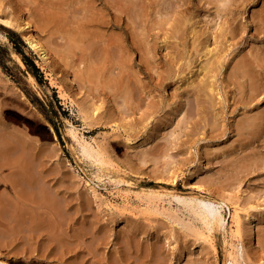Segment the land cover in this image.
I'll list each match as a JSON object with an SVG mask.
<instances>
[{
    "label": "bare ground",
    "instance_id": "bare-ground-1",
    "mask_svg": "<svg viewBox=\"0 0 264 264\" xmlns=\"http://www.w3.org/2000/svg\"><path fill=\"white\" fill-rule=\"evenodd\" d=\"M10 1L5 3L0 1V28L5 26L18 29L25 42L47 67H54V63L57 64L58 61H61V65L70 69V73L68 70L64 71L66 74L64 79L69 81V85L67 81L60 80L66 86L68 85V89H64L60 83H54L53 86L58 89L60 98L69 99L72 104L76 105L83 123L88 126L105 121V104L108 101L104 100L102 95L106 94L104 97L108 98L112 96L113 100L121 98L125 109L129 110V115L133 116L138 108L133 102L135 88L149 97L154 89L162 88L167 79L178 76L186 68L188 70L180 79L179 87L183 86L182 92H187L190 89L188 93L196 94L198 98L205 97V102L209 105L208 108L214 114V124L218 119L222 121L225 119L223 101L228 99V91L230 94H234L232 103L242 107L247 106L249 101L264 91V52L260 49L261 47L259 48L257 44L247 45L246 51L237 54L239 57L236 56V58L232 54L231 57L236 60L230 66L229 62L233 58H228V51L237 43H233L232 46L225 44L228 34L233 41L232 37L237 32L236 24L230 27V23L235 19L234 14L237 16L241 13L242 7L252 0H224L222 6L220 4L223 0H197V2L178 0L180 3L175 6L172 12L162 9L161 0H51L49 2L42 0L41 7H38L41 0H29L28 2L18 0L23 1L22 4L26 2L24 10L21 9L20 2L19 4L15 3L17 9H13L9 4ZM256 1H262V4L257 10L251 12V18L255 21V30L262 31L264 28V0ZM198 2L202 6L208 4L210 7H203L205 9L202 14L199 5H197ZM219 2L220 4H218ZM30 4H34L33 10L27 7ZM204 10H210L209 13L213 11L215 16L220 18L221 23L215 31L210 29L216 23L213 20L215 16L211 17L213 20H211L213 23L209 22L211 26L205 25L208 21H202L201 18L205 14ZM228 15L231 17H226ZM40 29L47 31L49 38L52 35L64 38L66 40L65 47L62 46L64 48L61 50L54 49L55 46L50 39H43V36H40ZM202 36L204 41L201 40ZM209 38H212V47H209ZM169 39L175 41L171 42ZM161 48L170 50L166 54H161ZM192 50H195V57L191 66L189 58L193 54ZM136 55H138V61L135 60ZM74 57L78 59H76L77 63ZM196 58L199 61L194 64ZM225 59L226 65L229 64L232 68V80L230 79V82L221 80L220 90L217 76L224 66ZM187 73L190 75L186 77ZM229 75L227 76L229 77ZM144 77L147 80H143ZM73 82H80L88 89L85 97H71L70 93L66 92V90L71 91L70 88L74 87ZM230 84H233L234 88L228 89ZM176 92H172L171 95L177 97ZM221 94H223V98ZM87 97L89 98L87 99ZM203 100L204 98H202ZM150 104L148 107L153 111L155 103ZM114 110L111 105L108 107L107 118L113 116ZM172 111L178 122H176V126L187 122L186 116L182 117V115L181 119H178V115L182 111L180 107ZM121 118L123 120V117ZM113 121L116 126H127L124 129L127 133L126 139L131 141L133 139L130 138L131 132L136 129L131 126L133 124L119 123L114 119ZM146 125H142L141 129L144 130ZM223 125H225L224 122ZM48 130L54 137L55 133L50 125ZM140 130H135L133 137H138V133L142 132ZM236 130L238 135L244 139L239 141L241 143L237 146H227L219 153L220 155L226 153L227 165L229 166L234 160L241 157L240 160L238 158L239 162H236L241 166L248 169L257 166L264 167V153H260V149L264 150V107L253 114L245 112L244 118L236 124ZM244 130L246 134L243 137ZM68 131L83 158L95 165L98 170L109 165L108 159L96 141L90 142L77 135L73 126ZM154 131L155 128H151L149 132L145 133L139 143L137 142V147L149 144L151 140H154ZM255 138L261 139L263 142L260 149L253 145ZM247 148L251 150L245 152ZM45 150L44 145H40L36 139H29L18 135V133L11 136L5 131L0 132V187L3 186L0 188V264H23V262L24 264H33L35 261L47 260L55 250L64 253L68 248L69 251V247H67L68 232L62 225L70 223L69 212L71 210L69 211V207L72 205L70 206V202H68L70 199H67L64 194L61 196L57 189L52 188V183L48 181L49 178L43 177L45 175L39 165V154ZM239 150L242 152L240 154L245 153L241 156L238 154ZM236 163L234 162V164ZM68 165L84 187L95 197H99L94 185L85 179L72 164ZM4 169L8 170L3 172ZM235 175L238 176L239 172L236 171ZM96 176L98 179L100 178V175ZM233 176L234 173H231L230 177ZM115 178H108L115 187L120 183L130 184L127 180ZM136 194V198L144 201L145 211L150 208L154 198L162 199L167 195L164 189H149L146 194ZM172 196L184 200L201 221L200 227L191 229L201 244V250L208 248L215 250L212 239L214 232L219 229L227 231L225 227L228 221L222 206L232 204V210L229 212L231 225L228 232L229 239H223L228 247L223 264H239L233 250L238 243L242 245L245 238L249 246L252 245L254 238L257 239V243L259 242V235L262 233L261 220L264 214L251 215L249 208H253L254 205L245 206L238 196L234 198L232 193L219 195L220 197L216 199L211 196H182L177 193H172ZM83 203L80 200L79 207H75L76 213L83 209L85 205ZM217 205L220 208L214 210L213 207ZM105 206L109 210L117 208L110 203H106ZM98 207L100 206L98 205ZM67 218H69L68 221ZM82 225L84 226V224ZM83 230L84 228H78L75 234L83 233ZM105 230V227L97 226L93 234L101 231L108 234ZM133 232L135 235L145 234L141 229ZM96 235L95 241H91L93 237L91 239L88 237L90 242L87 243L89 245L87 246L88 253L93 257L94 252H97L102 248L103 243H106L102 241V237ZM116 243L119 244L118 240ZM115 246L116 244L114 251L111 252H114V258L117 261L114 262L111 257L109 260L103 259L104 264H122V261L124 264H129L130 255H127L128 252L125 251L127 247L124 249L121 245ZM153 246L151 245L146 251V256L151 254ZM1 248H7L8 251L2 253ZM73 251V255L76 257L78 250ZM191 255L192 253L188 251L190 258ZM51 257L53 256L51 255ZM48 264L50 263L48 262ZM91 264L100 263L94 259Z\"/></svg>",
    "mask_w": 264,
    "mask_h": 264
},
{
    "label": "rangeland",
    "instance_id": "rangeland-1",
    "mask_svg": "<svg viewBox=\"0 0 264 264\" xmlns=\"http://www.w3.org/2000/svg\"><path fill=\"white\" fill-rule=\"evenodd\" d=\"M0 1L5 3L8 0ZM17 1H10L9 4L13 9H17L15 3L19 4V2L21 9H26L24 4L29 0H24L26 2L23 4L21 3L23 1ZM161 1L162 9H167V12H172L180 3L178 0ZM12 2L14 4H11ZM41 2L43 1H40L38 7H41ZM223 2L225 1L218 4L222 6ZM260 2L252 0L242 7L241 13L237 16L234 14L235 19L230 23V27L236 24L237 32L232 37L233 41L228 34L227 43H225L229 46L237 43L228 51V58H233L232 61L230 60L232 63L229 62L230 66L236 60L234 57H239L237 55L239 52L246 51L247 45L257 44L264 52V28L262 31L255 30V21L251 18V12L261 7L262 1ZM197 5L202 14L205 9L203 7H210L208 4L202 6L199 2ZM27 7L33 10L34 4L27 5ZM209 11H205L201 17L202 21H208L207 24L205 23L207 26L213 23L211 17L215 16L212 10L210 13ZM213 20L216 23L210 25L211 31H215L221 23L217 16ZM40 30V36H43V39H50L55 46L54 49L61 50L65 47L64 38L56 35L49 38L47 31ZM169 40L175 41L174 39ZM201 40L204 41L203 36ZM209 44V47H212V38H209ZM160 50L161 54H166L170 49L161 48ZM232 54L234 57H231ZM194 57L195 50L189 58L190 64L193 63ZM135 60L138 61V55L135 56ZM198 61L199 59L196 58L194 64ZM58 62L54 63V67H47L25 42L18 29L5 26L0 28V132L5 131L11 136L18 133L29 139H36L40 145H44L46 150L39 154V165L45 175L43 177L49 178L48 181L52 183V188L57 189L61 196L64 194L67 199H70L68 202L70 206L72 205L69 207V211L71 210L69 212L70 223L62 225L68 232L69 251L68 248L64 253L55 250L51 254L53 257L49 255L47 260L35 261L33 264H48V262L50 264H91L94 259L104 264L103 259L109 260L111 257L115 262L114 252H111L114 251L115 244V247L118 245L124 249L127 247L125 251L128 252L127 255H130L129 264L142 262L145 264H223L228 248L224 240L229 239L228 232L231 227L229 212L232 210V204L222 206L228 221L225 227L227 231L219 229L214 232L212 239L215 250L211 248L201 250V244L191 230L200 227L201 221L184 200L173 197L172 193L182 196H211L215 199L219 198V195L232 193L233 197L238 196L245 206L254 205L253 208H249L251 215L264 214V167L257 166L248 169L241 166L236 163L241 157L228 166L225 160L226 153L219 154L222 149L231 145L237 146L241 143L239 141L244 139L238 135L236 124L244 118L245 112L253 114L264 107V91L244 107L233 104L234 94L228 91V99L223 101L225 119L224 121L218 119L214 124V114L208 108L205 97L198 98L196 94L188 93L190 89L187 92L181 91L183 86L179 87L180 79L186 74L188 70L186 68L178 76L167 79L162 88L154 89L149 97L135 88L133 102L138 108L133 116L129 115V110L125 109L121 98L113 100L112 96L108 98L104 97L106 94L102 95L104 100L109 102L105 104V121L88 126L83 123L76 105L72 104L69 99L60 98L58 89L53 86L54 83H60L66 89L69 85V81L64 79L66 76L64 71L70 69L61 65V61ZM225 62L226 59L217 76L220 90L221 80L224 79V82L232 80V68ZM228 74H230L229 77ZM189 75L190 73H187L186 77ZM144 78L143 80H147ZM60 80L67 81L68 85L66 86ZM73 83L74 87L70 88L71 91L66 90V92L70 93L71 97H85L88 89L80 82ZM228 87V89L234 88L233 84ZM172 92H176L177 97L171 95ZM221 96L223 98V94ZM150 102L156 105L153 106L155 107L152 108L153 111L148 107ZM110 105L115 110L113 116L107 118ZM177 107L182 110L178 119H181L182 115L188 118L185 119L187 122L184 120L185 123L179 126H176L178 122L172 111ZM113 119L119 123H131L133 124L131 126L136 128L135 130H140L142 125H147L144 130L141 129L142 132L138 133V137H133L135 130L132 131L130 138L133 139L128 141L126 130H124L127 126H116ZM49 125L54 130V137L48 130ZM71 126L77 135L90 142L96 141L100 145L109 161L106 168L98 170L95 165L80 155L76 142L68 131ZM151 128H155L154 140L137 147L139 141ZM245 134L244 130L243 137ZM262 144L261 139L255 138L254 146L260 149ZM250 150L247 148L245 152ZM240 153L242 152L239 150V155L244 154ZM260 153L263 154L264 150L260 149ZM67 163L72 164L85 179L94 185L99 197H95L84 187ZM6 170L4 169L3 172ZM236 171L239 172L238 176L235 175ZM231 173H234L233 177H230ZM96 175H100V178L98 179ZM108 178H121L130 184L120 183L115 187ZM149 189H164L167 195L162 199L154 198L150 208L145 211L144 201L136 198L135 194H146ZM80 200L85 205L76 213L75 207H79ZM104 203H110L117 208L109 210ZM215 208L219 209L220 206H214L213 209ZM261 221L262 233L259 235L258 243L254 238L252 245L249 246L245 238L242 245L238 243L235 246L233 252L239 264H264V216ZM97 226L105 227L108 234H104V231L95 232L106 243L94 252L93 257L88 253L87 243L92 237V242L97 238V235L93 234ZM78 228H84L83 233L75 234ZM137 229H141L145 234L132 233ZM117 240L119 244L116 243ZM151 245H154L152 252L146 256V251ZM74 248L78 250L76 257L73 255ZM138 248L140 249L136 251ZM7 251V248H1L2 253ZM188 251L192 253L191 258L188 256ZM200 251L201 253H198ZM122 264H124L123 261Z\"/></svg>",
    "mask_w": 264,
    "mask_h": 264
}]
</instances>
